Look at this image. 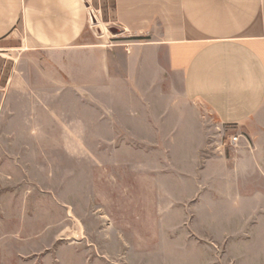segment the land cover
<instances>
[{
  "label": "crops",
  "instance_id": "1",
  "mask_svg": "<svg viewBox=\"0 0 264 264\" xmlns=\"http://www.w3.org/2000/svg\"><path fill=\"white\" fill-rule=\"evenodd\" d=\"M113 10L124 43L111 47L88 0H0V43H17L0 83L4 132L29 142L52 117L80 147L84 132L96 146L100 131L162 126L180 127L178 141L206 115L237 143L190 159L194 220L232 263L264 264V0H113Z\"/></svg>",
  "mask_w": 264,
  "mask_h": 264
},
{
  "label": "rangeland",
  "instance_id": "2",
  "mask_svg": "<svg viewBox=\"0 0 264 264\" xmlns=\"http://www.w3.org/2000/svg\"><path fill=\"white\" fill-rule=\"evenodd\" d=\"M88 1L97 35L122 45L113 0ZM15 45L0 43V83ZM202 116L190 139L177 141L175 126L116 129L98 132L96 146V133H82V147L56 118L29 142L0 124V255L11 264H234L231 247L199 232L192 214L190 159L210 144L230 147V134Z\"/></svg>",
  "mask_w": 264,
  "mask_h": 264
},
{
  "label": "built area",
  "instance_id": "3",
  "mask_svg": "<svg viewBox=\"0 0 264 264\" xmlns=\"http://www.w3.org/2000/svg\"><path fill=\"white\" fill-rule=\"evenodd\" d=\"M92 14V13H91ZM94 14H92V17H93ZM228 145L229 146H235L236 143H237V135H231L229 138H228Z\"/></svg>",
  "mask_w": 264,
  "mask_h": 264
},
{
  "label": "water",
  "instance_id": "4",
  "mask_svg": "<svg viewBox=\"0 0 264 264\" xmlns=\"http://www.w3.org/2000/svg\"><path fill=\"white\" fill-rule=\"evenodd\" d=\"M109 28V31L112 33V34H118L119 31L115 28V27H108Z\"/></svg>",
  "mask_w": 264,
  "mask_h": 264
}]
</instances>
